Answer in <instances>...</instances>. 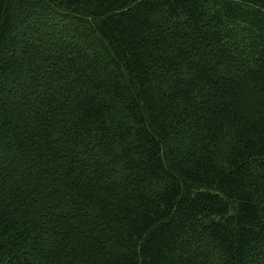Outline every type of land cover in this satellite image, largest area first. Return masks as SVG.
<instances>
[{
  "label": "trees",
  "instance_id": "1",
  "mask_svg": "<svg viewBox=\"0 0 264 264\" xmlns=\"http://www.w3.org/2000/svg\"><path fill=\"white\" fill-rule=\"evenodd\" d=\"M0 264H264V0H0Z\"/></svg>",
  "mask_w": 264,
  "mask_h": 264
}]
</instances>
